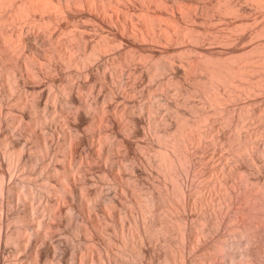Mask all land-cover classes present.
<instances>
[{"label":"bare ground","instance_id":"obj_1","mask_svg":"<svg viewBox=\"0 0 264 264\" xmlns=\"http://www.w3.org/2000/svg\"><path fill=\"white\" fill-rule=\"evenodd\" d=\"M64 262L264 264V0H0V264Z\"/></svg>","mask_w":264,"mask_h":264},{"label":"rangeland","instance_id":"obj_2","mask_svg":"<svg viewBox=\"0 0 264 264\" xmlns=\"http://www.w3.org/2000/svg\"><path fill=\"white\" fill-rule=\"evenodd\" d=\"M147 82V81H146ZM92 97V96H91ZM44 101H45V99H44ZM15 109V108H14ZM15 112L14 113H16L17 111L16 110H14ZM152 247H154L153 245H152ZM23 252H21V254H22ZM19 253H17L16 255H18ZM21 254H19V256L21 255ZM69 256H71L70 254H68ZM66 256V258H68L69 256ZM18 256V257H19ZM71 258V257H70ZM70 259H68V261H69ZM66 261V263H67V260H65ZM65 262H64V264H66Z\"/></svg>","mask_w":264,"mask_h":264}]
</instances>
